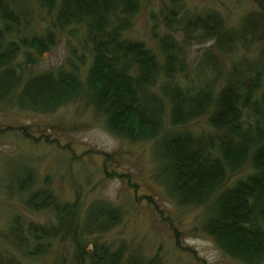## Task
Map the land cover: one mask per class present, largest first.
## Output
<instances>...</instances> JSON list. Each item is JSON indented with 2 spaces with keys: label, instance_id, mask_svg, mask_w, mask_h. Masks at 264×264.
Here are the masks:
<instances>
[{
  "label": "trees",
  "instance_id": "1",
  "mask_svg": "<svg viewBox=\"0 0 264 264\" xmlns=\"http://www.w3.org/2000/svg\"><path fill=\"white\" fill-rule=\"evenodd\" d=\"M143 1L35 0L37 9L54 12L37 35L20 20V3L0 0V101L39 114L79 104L114 137L151 142L153 179L175 207L201 209L196 228L226 257L264 264V0H251L233 26L217 11L183 12L170 0L156 48L126 35ZM54 28L80 30L79 48L56 69L36 70L31 65L52 45ZM204 40L210 44L191 63L187 47ZM200 119L204 128L194 129ZM18 174L25 206L53 220L14 218L16 254L3 264L45 256L50 240L69 243L58 264H164L157 254L124 256L122 244L100 239L121 219L118 207L93 200L82 210L47 185L33 189L30 169Z\"/></svg>",
  "mask_w": 264,
  "mask_h": 264
},
{
  "label": "rangeland",
  "instance_id": "2",
  "mask_svg": "<svg viewBox=\"0 0 264 264\" xmlns=\"http://www.w3.org/2000/svg\"><path fill=\"white\" fill-rule=\"evenodd\" d=\"M35 0H10L21 11L20 20L37 35L54 19V12L39 10ZM170 0H145L134 14L126 35L156 48L154 34L162 32ZM181 3L183 12L217 11L229 26L236 25L253 8L251 0H171ZM30 11V12H29ZM52 45L37 56L36 70H54L63 64L80 30L53 29ZM210 42L193 41L186 57L199 61ZM262 45V44H261ZM204 119L192 123L204 128ZM22 167L33 172L32 185H47L61 201L77 199L82 210L93 200L118 207L121 219L100 239L113 247L122 244L124 256L141 252L157 254L164 264H243L223 255L210 238L196 226L201 209L175 207L163 187L153 179L151 142L129 143L111 135L90 110L69 104L50 114L21 110L0 101V264L15 253L10 226L18 217L22 224L45 225L53 220L50 212L33 211L23 202L28 195L16 192L12 177ZM242 169L239 173L245 172ZM63 253L70 255L68 241L51 242L45 256L28 264H58Z\"/></svg>",
  "mask_w": 264,
  "mask_h": 264
}]
</instances>
